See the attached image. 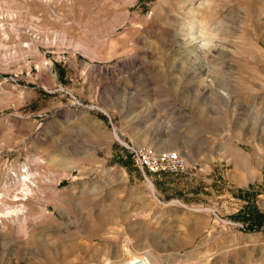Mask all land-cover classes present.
Wrapping results in <instances>:
<instances>
[{"label": "rangeland", "instance_id": "1", "mask_svg": "<svg viewBox=\"0 0 264 264\" xmlns=\"http://www.w3.org/2000/svg\"><path fill=\"white\" fill-rule=\"evenodd\" d=\"M132 1L0 0V264H264V0Z\"/></svg>", "mask_w": 264, "mask_h": 264}, {"label": "built area", "instance_id": "2", "mask_svg": "<svg viewBox=\"0 0 264 264\" xmlns=\"http://www.w3.org/2000/svg\"><path fill=\"white\" fill-rule=\"evenodd\" d=\"M131 153L136 165L144 174H181L188 170L185 159L176 150L158 152L151 146L141 145L131 148Z\"/></svg>", "mask_w": 264, "mask_h": 264}, {"label": "bare ground", "instance_id": "3", "mask_svg": "<svg viewBox=\"0 0 264 264\" xmlns=\"http://www.w3.org/2000/svg\"><path fill=\"white\" fill-rule=\"evenodd\" d=\"M132 1V0H131ZM133 2V1H132ZM26 182V181H25ZM25 186H27V185H25ZM22 194H23V196H24V198H27L28 199V197H32L33 196V190L32 189H30V187H26V188H24L23 189V191H22ZM17 198V197H16ZM18 211V210H17ZM24 213V208L23 209H20L17 213H16V217H18V215H22ZM15 215V214H14ZM25 215V214H24ZM24 225H25V223H24ZM22 226L21 227V229H22V231H23V233L26 235V228H25V226ZM146 260V259H145ZM147 261H148V264H154V262L152 261V259L151 258H148L147 259ZM146 261V262H147ZM144 263V262H143ZM145 264V263H144Z\"/></svg>", "mask_w": 264, "mask_h": 264}]
</instances>
